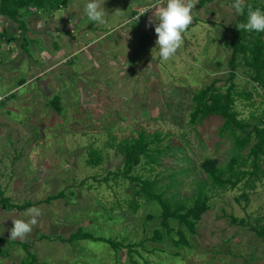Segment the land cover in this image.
<instances>
[{"label": "rangeland", "instance_id": "obj_1", "mask_svg": "<svg viewBox=\"0 0 264 264\" xmlns=\"http://www.w3.org/2000/svg\"><path fill=\"white\" fill-rule=\"evenodd\" d=\"M87 2L69 0L66 7L52 13L39 11L29 30L30 14L25 13L26 26L15 30L23 39L31 37L33 42L26 40L24 45L32 50L20 53L18 46L16 59L6 58L4 66L0 63V102L8 96L0 104V187L12 203L29 202L42 212L25 240H10L9 230L12 219H30L26 210L12 209L6 217L1 214L0 264H145V260L150 264H264V242L253 227L259 218L264 220V178L253 190L240 184L215 193L195 234L177 220L171 221L173 231L168 234L155 204L140 199L137 212L128 208L133 184L114 179L115 171H123L124 159L118 147L106 144L137 137L140 130L170 133L169 140L182 147L185 155L178 152V159L163 157L154 173H161V183L167 185L171 173L187 171L177 177L182 182L177 188L181 198H191L194 184L206 178L200 167L204 159L216 158L221 164L229 161L231 142L218 134L222 120L210 117L193 127L188 115L195 91L215 79L218 87L226 89L232 52L228 44L233 39L229 28L239 15L231 7L233 0H212L205 6L195 0L193 22L183 34V44L163 62L158 50L152 52L158 0H99L107 13L103 25L87 20ZM116 10L121 13L115 14ZM150 17L152 26H148ZM70 21L76 22L75 30L69 28ZM39 22L45 26L38 27ZM57 23L61 25L58 29ZM15 35L0 24V48L4 39ZM61 62L65 70L59 68ZM216 63L224 66L219 68ZM44 69L49 70L48 84L33 79L12 92L18 80L25 77L27 82ZM247 81L239 72V87L252 90ZM10 92L14 93L11 97ZM251 103L253 107L248 106ZM236 108L248 119L263 111L264 99L253 92L249 102L240 100ZM23 150L27 154L21 156ZM98 150L103 159L98 166H89L88 160L97 159ZM136 173L150 176L147 167ZM61 192L64 198L47 202ZM244 192L247 199L241 197ZM119 202L125 209L124 221ZM110 213L116 218L110 219ZM149 214L156 218L149 220ZM156 229L164 233L162 242H147L146 249L137 246L138 253L129 251L128 242L150 238ZM181 231L190 240L189 247L174 243ZM78 232L87 238L80 239ZM100 237L127 241L112 245L97 241Z\"/></svg>", "mask_w": 264, "mask_h": 264}, {"label": "trees", "instance_id": "obj_2", "mask_svg": "<svg viewBox=\"0 0 264 264\" xmlns=\"http://www.w3.org/2000/svg\"><path fill=\"white\" fill-rule=\"evenodd\" d=\"M68 1L0 0V14L7 16L12 21L22 22L21 27H25V23L19 20V18H24L25 13H31L32 9L52 13L57 9H61V7H66ZM211 1L199 0V3L205 6L207 2ZM245 2L246 6L250 4L253 9L259 8L264 11V2L262 1L245 0ZM246 11L247 7L245 8V15H238L234 26L229 28L233 39L228 44L232 52L227 63L228 72L225 78L227 85L225 91L218 87V79H215L206 87L195 91L190 97L192 106L190 107L188 122L193 127H196L202 125L210 117H218L222 120L218 132L220 138H222L221 140L226 138L231 142V157L226 164H221V161L216 158H206L201 162L200 167L206 174V178L198 180L194 184L195 192L191 198H181L180 193L177 191L178 186L182 185V182L177 177L178 175H184L187 171L180 170L171 173L168 176L169 183L167 185L161 183V173H154L156 168L162 165L161 160L163 157L172 156L178 159L177 153L183 152L182 147L174 145L173 141L169 140L170 133H147L146 130H140L137 137L124 138L117 145L110 142L106 143L107 146L118 147V153L124 159L123 171H115L112 174L114 179L116 181L118 179L130 181L133 184L130 186L133 197L126 201L128 208L133 212H137L142 206L140 199H144L150 205L155 204L160 208L158 217L161 219V223L168 234L173 231L171 227V221L173 220H177L195 234L203 215L211 209V200L215 193L233 190L240 184H243L247 189L253 190L256 187V183L264 178V109L261 113H252L250 118L245 119L242 118L241 113L236 108L237 102L240 100L249 102L253 97V92L264 99V32H241L237 29L236 25L238 23L246 21ZM136 12L134 15L138 13ZM26 40L23 41V46L28 43ZM216 66L221 68L224 64L216 63ZM239 72L248 78L247 82L252 84V90L239 87L236 82ZM187 90L184 91L185 94ZM13 95L14 93L10 92L9 97ZM177 95L179 96V93ZM4 99L8 100V96ZM248 106L253 107L254 103ZM172 117L174 119L177 118L175 115ZM166 140H169L168 144L162 147ZM185 143L189 145L187 140H185ZM217 144L220 145L221 142L219 141ZM101 152L97 151V159L90 158L88 160L89 166H98L100 164L103 159ZM92 153H96V151ZM183 154L185 155V152ZM185 160L188 161L186 157ZM142 165L143 167H141ZM145 167L148 168V173H150V176L146 178L136 173L138 168L145 169ZM172 191L171 195L168 194ZM241 197L247 199L248 194L244 192ZM62 198H64V192L49 197L47 202ZM30 207L32 205L29 202L24 205L12 203L11 198H6L0 187V208L10 211L12 209L26 210ZM118 208L122 210L120 216L124 221L125 218L122 215L125 214V209H123L120 202L118 203ZM110 215V219L116 218L112 213ZM147 218L151 220L156 218V216L149 214ZM234 221H236L235 218ZM241 222L245 223L243 220ZM253 227L257 237L264 242V220L259 218ZM79 232L78 234L82 236H79L80 239L87 238V235ZM163 239V231L156 229L152 237L142 238L136 244L128 242L127 247L131 248L129 251L132 254L138 253L137 249H135L137 246L146 249L145 245L147 242H162ZM97 241L121 245L127 240L124 239V241L118 242L100 237L97 238ZM174 243L179 248L191 245L190 240L186 238L185 233L182 231L180 232V239L174 240ZM132 254H130V259L135 260ZM139 255L141 256V254ZM144 263L150 264L147 260Z\"/></svg>", "mask_w": 264, "mask_h": 264}, {"label": "clouds", "instance_id": "obj_3", "mask_svg": "<svg viewBox=\"0 0 264 264\" xmlns=\"http://www.w3.org/2000/svg\"><path fill=\"white\" fill-rule=\"evenodd\" d=\"M195 0H158L154 9L155 33L157 39L155 41L156 48L152 50L158 55L161 61H167L173 57L183 44V34L193 22L192 10L195 8ZM231 7L241 16L245 15L246 21L236 25L241 32H264V11L259 8L253 9L249 4L246 6L245 0H234ZM121 13L116 10L115 14ZM84 14L87 20L100 25L105 24L107 15L104 7H101L99 0H88L84 7ZM140 18V17H139ZM153 18L150 17L148 26H152ZM76 22L70 21L69 28L75 30ZM45 55V53H41ZM25 215L30 217L27 221L24 219H12L13 227L9 230L10 240H25L38 224V218L42 212L37 207L26 209Z\"/></svg>", "mask_w": 264, "mask_h": 264}, {"label": "crops", "instance_id": "obj_4", "mask_svg": "<svg viewBox=\"0 0 264 264\" xmlns=\"http://www.w3.org/2000/svg\"><path fill=\"white\" fill-rule=\"evenodd\" d=\"M35 10V11H34ZM45 12V11H44ZM37 13H39V10H36V9H32V11H31V13H29L30 14V17H29V21H28V27H27V30H29L28 28H29V26H30V24H32V23H34L33 21L34 20H37L38 18H39V16L37 15ZM7 18V16H4V15H2V14H0V24H2L3 25V28L4 29H7L8 31H10L11 33H13V34H16L15 35V37L16 38H14V36L11 38V39H4V42L2 43V46H1V48H0V59H1V64L3 65H5V61H7L6 60V58H8L9 60H14V59H16L19 55H20V53H21V51H23V50H25L28 54H30V52H31V50H32V47H30V49H29V46L30 45H28L27 46V48H25V45L23 46V41H25V37H24V39L23 38H21V36L22 35H20L19 34V32L17 31L16 32V28H20L21 27V25H22V22H15V21H12V22H7L8 20H5ZM8 19V18H7ZM23 18H19V20L21 21ZM6 22V23H5ZM35 22H37V21H35ZM4 23V24H3ZM26 26V25H25ZM38 27L40 26V22H39V25H37ZM45 25H42V26H40V28H42V27H44ZM60 24L59 23H57V26H56V28L58 29V28H60ZM64 26V25H63ZM22 27H24V26H22ZM62 28V27H61ZM38 29V28H37ZM25 30H26V28H25ZM51 30V29H50ZM50 30H48L47 32H49ZM61 30L62 29H60L59 31L61 32ZM31 31V30H30ZM32 32V34H41L40 32H37V33H35V32H33V31H31ZM24 34H26V32H24ZM14 38V39H13ZM20 38V39H19ZM27 40H29L30 42H33V40L31 39V37L30 36H27V38H26ZM18 43H19V45H18ZM18 46H20V48L21 49H19V51H20V53H18L17 52V50H18ZM28 50V51H27ZM26 54V53H25ZM27 55V54H26ZM27 56H29V55H27ZM1 64H0V66H1ZM3 65V66H4ZM64 64L61 62V65L60 64H58V66H59V68L60 67H62L64 70L66 69L64 66H63ZM2 69H4V68H2ZM50 70H52L53 72H55L56 74L58 73V72H56V71H54L53 70V68L52 69H50ZM48 73H49V70H46V69H44V70H41V72L39 73V74H33V75H31L30 76V79L29 80H27V82H25L26 80L24 79L25 77H23L22 79H20V80H18V82H17V84H18V86L15 88H13L12 89V91H16L20 86H22V85H24V84H29V82L31 83V81L33 80V79H37V80H40V83L42 82V84H48L49 82H50V80H48L49 79V77H48ZM0 83H1V81H0ZM6 83H9V81L8 82H6ZM51 83H52V80H51ZM14 84V81L10 84V88H12V85ZM33 84V83H32ZM15 86V85H14ZM50 95H51V93H50ZM50 95H48V98H49V96ZM45 97H47V94H46V96ZM1 98V97H0ZM47 98V99H48ZM48 100H50V99H48ZM5 100L3 99V100H1V102H4ZM12 101L13 102H15V103H17L18 101H14L13 99H12ZM1 102H0V104H1ZM8 102V101H7ZM3 106H4V104H3ZM11 110H8L7 111V114H8V116H9V112H10ZM4 118H2L1 120H3ZM4 121V120H3ZM23 154H27V151H22V153H21V156H23ZM15 157V156H14ZM13 161H14V158H13ZM12 161V162H13ZM2 212V213H1ZM7 213H9L8 211H6V210H2V208L0 209V217H1V214L3 215V216H5L6 217V214ZM8 217V216H7ZM8 221H10V219L8 220ZM0 223L2 224V220H0ZM3 227V226H2Z\"/></svg>", "mask_w": 264, "mask_h": 264}]
</instances>
